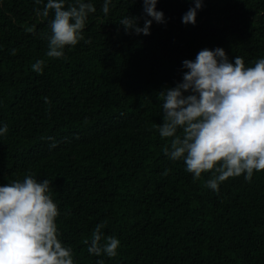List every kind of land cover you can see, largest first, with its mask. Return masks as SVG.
<instances>
[{"label": "trees", "instance_id": "trees-1", "mask_svg": "<svg viewBox=\"0 0 264 264\" xmlns=\"http://www.w3.org/2000/svg\"><path fill=\"white\" fill-rule=\"evenodd\" d=\"M92 2L90 43L53 59L40 35L52 14L39 18L34 0H0V185L26 174L52 181L76 264H264V171L215 192L207 174L194 181L164 155L156 128L159 92L182 80L185 59L217 47L246 66L264 58V0H203L195 25L182 23L193 0H158L165 22L153 20L149 35L119 23L135 16L143 27L142 0H112L107 15ZM40 59L42 74L31 67ZM98 223L120 240L114 258L83 243Z\"/></svg>", "mask_w": 264, "mask_h": 264}, {"label": "clouds", "instance_id": "clouds-1", "mask_svg": "<svg viewBox=\"0 0 264 264\" xmlns=\"http://www.w3.org/2000/svg\"><path fill=\"white\" fill-rule=\"evenodd\" d=\"M35 14L48 19L45 55L66 58L65 48H74L85 40L83 31L89 14L96 12L92 0H34ZM135 2V0H133ZM146 17L143 27L139 17L124 16L119 23L125 32L150 34L153 20L164 23L162 11L156 9L158 0H142ZM112 0H103L102 12L107 15ZM194 7L182 16V23H196L197 10L203 0H193ZM25 31L35 34V26ZM12 54H15L13 49ZM183 78L175 87L159 92L162 99V123L156 125L161 139L167 141L162 152L170 160L183 161L185 171L193 180L205 174L204 186L219 192L220 185L229 179L243 176L251 182L254 173L264 171V58L246 66L241 56L230 61L221 47L200 50L195 59H185ZM45 60L31 65L43 73ZM45 103H50L47 97ZM8 126L0 127V136ZM167 174V170L165 172ZM45 178L37 180L26 174L0 185V264H76L74 252L62 241L57 219L60 209ZM105 223H98L85 238L90 255L118 254L120 240L102 231ZM104 264V260H97Z\"/></svg>", "mask_w": 264, "mask_h": 264}]
</instances>
